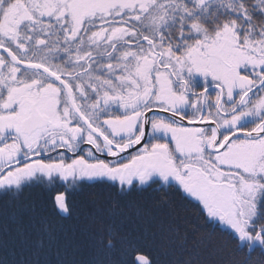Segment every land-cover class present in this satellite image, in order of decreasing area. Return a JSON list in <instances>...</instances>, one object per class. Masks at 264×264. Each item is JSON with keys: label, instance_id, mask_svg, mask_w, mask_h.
I'll list each match as a JSON object with an SVG mask.
<instances>
[{"label": "snow or ice", "instance_id": "1", "mask_svg": "<svg viewBox=\"0 0 264 264\" xmlns=\"http://www.w3.org/2000/svg\"><path fill=\"white\" fill-rule=\"evenodd\" d=\"M238 255L264 264V0H0V264Z\"/></svg>", "mask_w": 264, "mask_h": 264}, {"label": "trees", "instance_id": "2", "mask_svg": "<svg viewBox=\"0 0 264 264\" xmlns=\"http://www.w3.org/2000/svg\"><path fill=\"white\" fill-rule=\"evenodd\" d=\"M33 195L35 196V193H33ZM80 199H83V197H80ZM185 215L188 216L189 218H194L195 217V212L194 211H190V212H187V213H184V212L181 213V216H185ZM54 223H56L58 226L62 225L65 229H68V230H71L72 228H76L77 229V234H79L78 230H79L80 224L75 219L72 220V221H59V220H55L54 219ZM153 230H155V226H153ZM235 258L239 262V264H243V262L245 260V256L244 255H238ZM253 264H261V258H260L259 255L254 257Z\"/></svg>", "mask_w": 264, "mask_h": 264}]
</instances>
